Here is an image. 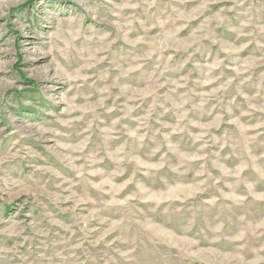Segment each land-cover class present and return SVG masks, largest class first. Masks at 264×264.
<instances>
[{
	"label": "rangeland",
	"instance_id": "rangeland-1",
	"mask_svg": "<svg viewBox=\"0 0 264 264\" xmlns=\"http://www.w3.org/2000/svg\"><path fill=\"white\" fill-rule=\"evenodd\" d=\"M0 264H264V0H0Z\"/></svg>",
	"mask_w": 264,
	"mask_h": 264
}]
</instances>
